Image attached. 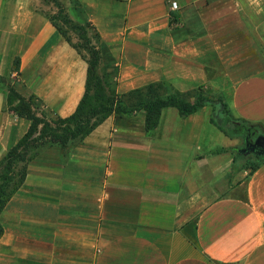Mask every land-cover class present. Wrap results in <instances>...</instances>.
Listing matches in <instances>:
<instances>
[{
  "label": "crops",
  "instance_id": "obj_1",
  "mask_svg": "<svg viewBox=\"0 0 264 264\" xmlns=\"http://www.w3.org/2000/svg\"><path fill=\"white\" fill-rule=\"evenodd\" d=\"M40 7L0 0V78L38 116L66 118L88 65ZM82 12L117 95L228 90L234 116L264 136V0H83ZM210 115L167 107L151 132L143 112L111 115L43 150L0 214V264H264V160L233 173L236 139ZM29 126L0 89V159Z\"/></svg>",
  "mask_w": 264,
  "mask_h": 264
},
{
  "label": "trees",
  "instance_id": "obj_2",
  "mask_svg": "<svg viewBox=\"0 0 264 264\" xmlns=\"http://www.w3.org/2000/svg\"><path fill=\"white\" fill-rule=\"evenodd\" d=\"M171 17H173L172 13ZM58 32L79 54V51L72 46L70 39L61 31ZM85 40L88 42L87 38ZM90 53L88 59L83 58L88 65L84 95L76 110L66 118L49 119L45 114L38 116L34 110L32 97L21 96L12 86L1 89L6 91L8 109L18 117L29 121L30 126L24 136L2 158L1 163L4 167L0 175V214L23 183L26 168L23 169L16 183L14 182L15 169L19 163L27 161V154L31 148L41 146L64 149L68 145L82 141L111 115L124 117L143 112L145 130L151 132L157 126L159 115L164 108L173 107L178 110L180 117H187L214 103L208 98L209 93L202 90V86L196 90L193 101L189 102L185 100L184 94L173 91L172 87L165 83L150 84L119 96L114 91L115 88L110 87L106 74L99 73V55L91 50ZM15 69H18V62ZM210 123L229 138L244 137L245 141H251L261 136L256 128L247 126L240 120L224 121L219 117H210ZM254 155L257 161L264 160V156ZM236 162L235 157L234 166ZM255 165L256 163L250 169H254ZM11 184L14 188L9 191L8 187ZM2 233L3 228L0 223V237Z\"/></svg>",
  "mask_w": 264,
  "mask_h": 264
},
{
  "label": "rangeland",
  "instance_id": "obj_3",
  "mask_svg": "<svg viewBox=\"0 0 264 264\" xmlns=\"http://www.w3.org/2000/svg\"><path fill=\"white\" fill-rule=\"evenodd\" d=\"M41 1V12L49 19L51 24L55 26L57 31H61L70 39L72 46H74L82 58L88 59L91 55L90 50L99 55V66L98 70L100 75L102 73L106 74L107 81L111 88H115V81L113 80V66L110 62L108 56H102L101 54L105 52V49L100 45V38L98 34L93 30L92 26L84 20L82 7L83 0H40ZM76 26V27H74ZM82 28V29H80ZM85 38L88 39L86 42ZM102 57L104 61L102 60ZM103 61V67H101ZM102 68V70H101ZM15 79V77H14ZM13 78L8 75L7 78H0V89H6L8 86H12ZM202 90L206 93H209L208 98L212 104H209L205 107L211 108V118H220L222 120H234L238 119L234 116L232 109L229 105V91L225 90H211L205 89ZM115 91V90H114ZM196 90L188 93H184V98L187 101H193V96ZM236 139V147L232 148V152L237 158V162L234 167H232V172L235 173L240 169H250L253 164L256 163L255 155L251 152L242 151L245 144L244 137H232ZM51 148V147H50ZM48 149V147L43 148L37 146L31 148L27 154L26 162L19 163L15 169L16 175L14 182H18L20 175L23 172V169L26 168V165L31 160L38 157L39 153L43 150ZM242 151V152H240ZM239 154V155H238ZM3 158V157H2ZM2 158L0 159V175L3 173L4 165L1 163ZM33 158V159H32ZM14 188V185L11 184L8 187V190L11 191Z\"/></svg>",
  "mask_w": 264,
  "mask_h": 264
},
{
  "label": "water",
  "instance_id": "obj_4",
  "mask_svg": "<svg viewBox=\"0 0 264 264\" xmlns=\"http://www.w3.org/2000/svg\"><path fill=\"white\" fill-rule=\"evenodd\" d=\"M250 152L255 153L257 156H264V136L256 137L250 148Z\"/></svg>",
  "mask_w": 264,
  "mask_h": 264
},
{
  "label": "flooded vegetation",
  "instance_id": "obj_5",
  "mask_svg": "<svg viewBox=\"0 0 264 264\" xmlns=\"http://www.w3.org/2000/svg\"><path fill=\"white\" fill-rule=\"evenodd\" d=\"M254 140L255 139H253L251 141L246 140L245 141V144H244V148H243L242 151H244V152H246V151L250 152V148H251L252 144L254 143ZM251 153H253V152H251ZM253 154H255V153H253Z\"/></svg>",
  "mask_w": 264,
  "mask_h": 264
},
{
  "label": "built area",
  "instance_id": "obj_6",
  "mask_svg": "<svg viewBox=\"0 0 264 264\" xmlns=\"http://www.w3.org/2000/svg\"><path fill=\"white\" fill-rule=\"evenodd\" d=\"M170 9H171V10H176V9H177V3L174 2V1H171V2H170Z\"/></svg>",
  "mask_w": 264,
  "mask_h": 264
}]
</instances>
